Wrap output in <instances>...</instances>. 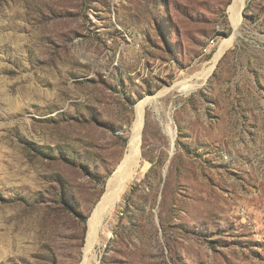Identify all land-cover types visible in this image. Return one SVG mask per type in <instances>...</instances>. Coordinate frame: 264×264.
<instances>
[{"label":"rangeland","instance_id":"rangeland-1","mask_svg":"<svg viewBox=\"0 0 264 264\" xmlns=\"http://www.w3.org/2000/svg\"><path fill=\"white\" fill-rule=\"evenodd\" d=\"M240 2L235 28V0H0V264H264V0Z\"/></svg>","mask_w":264,"mask_h":264},{"label":"bare ground","instance_id":"bare-ground-1","mask_svg":"<svg viewBox=\"0 0 264 264\" xmlns=\"http://www.w3.org/2000/svg\"><path fill=\"white\" fill-rule=\"evenodd\" d=\"M235 0L233 6L229 8L230 10V20L233 26L237 27V22L239 21V12L242 8L241 2L239 0ZM231 38L224 41L217 50V57H220L221 54L226 49L227 45L230 44ZM154 98H145L137 104L136 107V120L134 123V127L132 129V133L129 139V153L124 158L123 162L113 173L112 177L107 181L105 194L102 198L101 204H98L93 212L92 217L88 221V237L87 241L90 242L92 238L97 235V225L96 221L98 218V213L102 206L106 208H112L119 200L121 195L126 190L128 184L135 178L139 171V159H138V147H139V138H140V130L142 126V114L145 106L149 103H152ZM89 253V246L85 249V255L81 264H86V256Z\"/></svg>","mask_w":264,"mask_h":264}]
</instances>
